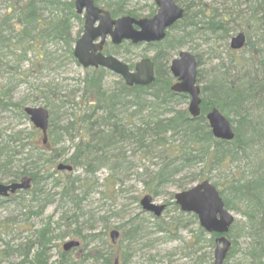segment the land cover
Instances as JSON below:
<instances>
[{"label":"trees","instance_id":"1","mask_svg":"<svg viewBox=\"0 0 264 264\" xmlns=\"http://www.w3.org/2000/svg\"><path fill=\"white\" fill-rule=\"evenodd\" d=\"M131 1L94 0L96 5L102 3L103 8L108 9L113 18L124 15L138 18L129 12H124L123 8L127 6V2ZM6 2L9 6L0 17L1 67L4 66L2 59L8 53L15 56L17 61L18 59L24 61L26 55L30 53L36 66L44 68L42 65L48 60V53L44 49L45 44L59 46L68 58L76 63L72 56V48L75 40L81 34L83 21L80 16L75 14L72 0H6ZM175 2L178 4L176 0ZM258 7L260 10H257ZM248 10L250 18L255 16L256 20L254 21L260 23L264 30V5L249 4ZM185 15L186 11L183 16L185 17ZM180 24L181 22H178L169 32L175 30ZM76 25H79L80 29L76 36H73ZM207 25H209V29L204 30L212 32L211 26L214 23L208 22ZM169 36L170 34L167 33L163 42L150 45V48L156 50L152 59L155 67V80L150 86L127 88L121 80H118L116 86L108 90L106 79L110 76L109 73L102 69L86 70L80 83L81 88L73 91L75 94L72 95L71 100H69L70 96L58 95L55 97L56 106L66 102L65 104L70 105L74 115L66 120L61 129L58 128L60 130L58 131L52 110H49L47 141L43 144L41 135L33 128L31 129L32 141H34L32 149L39 156L31 161L29 169L25 170L23 167L24 172L13 176V179L16 180L22 175L30 177L32 187L26 192L30 195L27 201L37 206L38 210L29 212L28 215L40 216L49 202V200H45L46 197H43V190L40 187L36 188L39 186L40 180L36 167L40 162L54 166L58 159L67 155L65 162L69 163L73 169L94 168L96 170L97 166L105 165L110 166L109 170L114 172L125 163L124 154L120 151L122 145L136 141L139 145L138 149L148 152L159 149L162 155H165L163 161L169 157L173 158L171 162L176 161L177 166L174 168L171 167L173 163L164 162L153 177L157 184H163L173 173L191 165L201 164L210 169L248 160L253 147H257L259 148L258 155L255 156L254 161L250 162V170L241 171L237 177L234 176L232 180L227 181L218 192L224 207L234 211L243 219V223L231 227L227 237L231 240L232 233L236 232L235 239L242 237L247 242L242 254L249 264H264V126L257 127L255 125L256 112L262 109L261 105L264 100V69H258L257 66L264 61L259 59L255 72L249 73H243L244 64L248 62L240 61L234 64L235 67L231 65L228 68L223 67V71L202 88L200 116L191 120L185 109H176L178 104H185L186 97L175 95L169 91L171 77L161 80L159 76L157 59L162 57L161 47H164L166 43L170 45L179 42L180 46L184 44L181 37L168 42ZM259 40L264 45V38ZM124 45L130 47L129 44ZM119 47H113L112 50L105 49L104 52L116 55ZM263 48L257 50L254 48L253 51L255 54H261ZM237 69V74L232 75ZM4 73L8 74L0 71V75H4ZM235 76L241 77V79L234 80L237 78ZM8 80L4 79L5 82ZM35 90L37 94L38 90ZM8 93L9 91L0 93V107L14 106L19 110L21 116L25 117L20 104L4 103V95ZM39 94L42 96L41 98L48 96L45 91H41ZM46 106L51 109L50 104H46ZM210 107L217 108L225 117H228L229 114L237 117V126L232 141L222 142L212 138L203 116ZM247 119L250 120L247 121ZM242 129H244V133H242ZM19 135L20 132L17 136ZM172 137H177L180 144L177 148H170L173 149L170 151L167 142ZM65 142L71 145L70 155L68 152L65 153L64 147H60L61 151L57 150V146H61ZM25 146L21 143L9 145L7 141L0 140L1 173L13 168L14 158L17 154L15 150L22 151ZM28 156L29 159L32 158L31 155ZM94 173L91 174L94 175ZM113 176L114 173H111L105 182H109ZM64 179V181L52 179L54 188L60 189L58 193L60 201L64 199L73 201L77 198L74 197L77 179L67 177ZM113 186L114 183H111V190ZM5 201L0 199V206L4 205ZM49 231L48 224L36 230L34 239L28 242L24 248L15 249L5 246L0 251V260L17 254L21 255L23 261H27L29 264H47L51 258L48 248L52 240L63 238L61 235H51L52 233L50 234ZM73 235L76 238H81L79 231H74ZM94 237L95 235L90 239ZM214 237V235L211 236V246H213L212 238ZM231 245L226 260L233 257L238 246L235 241H232ZM29 255H31L30 261L27 260ZM86 258H91V255L89 254ZM69 259V255L60 254V260L69 261ZM104 264H109V258H105Z\"/></svg>","mask_w":264,"mask_h":264},{"label":"rangeland","instance_id":"2","mask_svg":"<svg viewBox=\"0 0 264 264\" xmlns=\"http://www.w3.org/2000/svg\"><path fill=\"white\" fill-rule=\"evenodd\" d=\"M230 1L181 0V3L185 5L192 4L188 9V14L201 8H204L205 14L209 15L213 12L215 14L217 11L220 17L216 20L225 18L232 27V29L228 27V35L222 38L220 31L212 34L211 31L202 29L184 42L179 49L170 53L169 62L176 58L181 51L190 52L196 57L199 63L197 84L201 88L202 84L204 85L206 82V75L216 67L217 63L219 64L220 58L226 54L225 50L233 36L238 32L244 34L248 32L251 39L256 41L253 26L247 22L242 25L235 18L234 14L241 11L242 4L233 6ZM7 6L9 4L6 0H0V17L6 11ZM97 6L103 8L102 3H97ZM123 9L124 12H129L138 18L153 16L157 10L154 0H133L127 2V6ZM79 29L80 26L76 25L73 36H76ZM172 32L168 33L175 36L176 33L172 34ZM209 39L211 40L208 42ZM44 47L48 53V60L42 65L44 68L36 66L30 53L26 55L24 61H19V59L17 61V58L12 54H6V57L2 59L4 66H0V71L8 74L0 75V90L4 85L8 91L11 88V91L5 94L4 103L20 104L22 109L24 107H42L48 111L52 110L53 116L59 119L60 126H62L69 119L67 116H70L73 110L70 105L66 110H58L55 97L58 95L70 96L69 100H71L72 95L75 94L73 91L81 88L80 83L84 77V70L72 62L59 46L45 44ZM103 47L106 50H112L114 46L109 43L108 39ZM263 47L262 43L255 45V50ZM117 51L116 55H111L129 67H133L142 59H153L156 53L154 48L145 45L130 48L123 44ZM252 52L254 51L248 47L245 53L238 54L247 57ZM262 53H264V48ZM4 79L9 80L5 82ZM117 80L110 74L106 79V88L111 90L113 86H116ZM35 89L38 90L37 94ZM41 91L47 92L48 96L41 98L42 96L39 94ZM66 99L68 100V98ZM46 104H50L51 109ZM187 104L188 102L179 105L178 109L186 110ZM226 118L230 122L231 117ZM231 125L235 127L234 124ZM31 129L32 125L28 118L21 116L16 107L10 105L0 107V140H4L7 135L13 137L21 130L25 135L30 134L29 140L22 142L26 145L23 150H15L17 154L14 158L13 168L0 173L1 184L7 185L19 180L22 176L16 180L13 179V176L24 172L23 167L27 170L31 161H34L36 155L32 149L34 141H32ZM179 144L180 141L177 137H172L167 142L170 151L173 150L170 148H177ZM58 147L71 149L68 142L62 143ZM258 151L259 148L253 147L248 160L225 167L209 169L201 164L184 167L181 171L168 177L167 182L163 184L156 183V179L153 178L154 174L164 162H171L173 158L169 157L163 161L165 155H162L159 149L148 152L136 148L131 143L122 147L125 163L114 172L109 170L110 166L105 165L97 166L92 176L87 175L80 168H72L70 172H57L55 167L58 164L70 165L65 162L67 155L58 159L54 166L40 162L37 164L42 171L40 174L51 178L41 182L36 188L40 187L43 190L42 195L49 202L40 216L28 215L29 212H35L38 208L34 204L28 203L30 195L26 193L27 191L10 196L4 205L0 206V251L5 246L15 249L24 248L28 242L34 239V232L48 224L54 236L61 235L63 237L56 238L50 245L49 264H56L62 253L61 246L70 240H78L81 243L78 250L67 253L69 261L73 264H104L105 258H109V264H113L116 257L118 264H212L214 246L210 245L211 237L201 231L193 214L180 212L179 207L174 203V195L193 188L203 180H208L217 190H220L227 181L232 180L234 176L237 177L241 171L250 170V162L254 161ZM71 152L69 150L68 155ZM28 155H31L32 158L29 159ZM171 163H173L172 168L177 166L175 160ZM55 173L57 174L54 175ZM111 173H114L113 179L105 182ZM66 177L77 179L74 195L77 197L76 205L66 199L60 201L58 196L60 189L54 188L53 178L64 181ZM111 183H114L112 190ZM145 195L151 197L154 205L165 207L159 217L141 209L139 201ZM229 212L234 218L233 225L243 223L240 215L234 211L229 210ZM236 228L238 229V227ZM133 229H135L134 232H132ZM112 230L119 234L114 246L108 239V234ZM74 231H79L81 238L74 237ZM94 235L95 237L90 239ZM235 237L236 232H233L230 241H235L238 244L236 248L238 251L224 264H249L242 254L246 247V240L242 237L235 239ZM89 254L91 258H86ZM15 255L1 259L0 264H17L20 260Z\"/></svg>","mask_w":264,"mask_h":264},{"label":"water","instance_id":"3","mask_svg":"<svg viewBox=\"0 0 264 264\" xmlns=\"http://www.w3.org/2000/svg\"><path fill=\"white\" fill-rule=\"evenodd\" d=\"M157 12L151 18L134 19L124 16L112 19L108 11H102L94 5L93 0H73L76 15L83 16L81 36L76 40L73 57L82 69L102 68L120 77L127 87H147L154 81V66L149 58L140 60L130 70L127 65L113 56H103L101 53L104 42L110 39L112 45L122 42L132 45L159 43L164 40L166 32L183 17V10L173 0H155ZM230 47L240 49L245 44V37L238 33L231 38ZM171 76L175 83L170 87L174 94L189 97L187 112L192 118H197L200 112V91L196 86L197 63L195 56L188 52H180L170 65ZM24 114L31 125L39 130L46 142L48 112L41 107L24 108ZM211 136L219 141L230 142L234 138L233 129L229 121L218 111L212 110L205 118ZM57 171H71V167L59 164ZM30 178L23 177L19 182L3 185L0 183V198L6 199L20 191L30 189ZM175 205L180 212L193 214L201 230L207 234L220 237L214 240L213 264H223L230 249V242L224 235L229 232L233 224L232 215L224 208L217 190L208 182L203 181L193 188L174 195ZM142 210L159 217L164 206L154 205L149 196L139 202ZM110 243L116 244L117 231L108 235ZM79 243L69 241L62 245V250L68 252L77 248ZM117 264V259L115 260Z\"/></svg>","mask_w":264,"mask_h":264},{"label":"bare ground","instance_id":"4","mask_svg":"<svg viewBox=\"0 0 264 264\" xmlns=\"http://www.w3.org/2000/svg\"><path fill=\"white\" fill-rule=\"evenodd\" d=\"M176 1L178 3H180V4H178V6L183 10V15H184V11H186V15H185V17L183 16L184 18L182 17L181 20L178 21V22H181V24L179 25V27H177L172 32V34L176 33V34H179V35H176V34H175V36H171L170 35L168 40H167L168 42L176 40L179 37L182 38V41L186 42L187 40L191 39L193 35L198 34L202 29H207V28L209 29V25H207L208 22L214 23V25L211 26L213 28L212 34L220 31L221 34H222L221 38L228 35V32H229L228 27H231V26L228 24L229 22L225 18L220 19L218 21L216 20V19H218L220 17V15L218 14L217 11H216L215 14L213 12L211 15H209V14H205L204 8H201V9L195 10L194 12L188 14V9H189V7L192 6V4L185 5L184 3H181V0H176ZM252 1L253 0H231L230 2H232L233 6H237L240 3L242 4L241 11H239L237 14L236 13L234 14L235 18H236V20H239L242 25H244V22H247L248 24H251L253 26V30H254L256 41L253 40V38L251 39V37H250L248 32H245V34L243 32H238V33L244 34V36H245V44L240 49L235 50V49H232L230 47L231 39L229 40L228 48L225 50L226 54L224 55V57L220 58L219 64L217 63L216 67H214V69L209 71V73L206 75V77H205V79H206L205 81L206 82L204 81L205 83H204V85L202 84V88L206 84H208V82H210L212 78H214L217 75H219V73L221 71H223V69H222L223 67L224 68H228L229 65L235 67L234 64L237 63V62H240V61L241 62L242 61L243 62H248V63L244 64L245 67H244L243 73L255 72V68H257V67H258V69H264V62L263 63H259V65L257 64L259 59L264 61V53L255 54L253 52V53L248 54L247 57H245L244 55L238 54V53H245V51H247L248 47H249V49L253 50L255 48V45L257 46L258 44H261V42H259L261 40H259V39L264 38V30H263V28H261L262 25L260 23H256L254 21V20H256L255 16L254 17L251 16V18H250L249 10H248V5L249 4L250 5H256V6L258 4L264 5V0H255L253 3H250ZM154 5H155V3H154ZM257 10H260V7H258ZM214 21H217V22H214ZM216 23L217 24L218 23H222L220 25V26H222V28H220V26L217 25ZM225 23H227L228 25L225 24ZM231 29H232V27H231ZM210 40L211 39H209L208 42ZM159 43H161V42H159ZM180 43H182V42L180 41ZM180 47L181 46L179 45V42L174 43V44H170V45L168 43H166V44H164V47H161L160 51L162 52V57L160 56L157 59V67H158V70H159V76H160L161 80H167L168 77H171L172 82H175V79L171 76V73L169 71L170 70V65H171V62H172V60L169 62V59L171 58L170 57V53L172 51H174V50L179 49ZM181 52H183V51H181ZM185 52H187V51H185ZM188 53H190V52H188ZM190 54H192V53H190ZM197 64H199L198 61H197ZM153 66H154V64H153ZM233 67H231V68L234 69ZM154 69H155V67H154ZM237 72H238V69L235 72H233L232 75L237 74ZM113 76H115V78H117L118 80H121L120 77H118L116 75H113ZM197 77H198V81H199L198 67H197V74H196V86L198 87V89H199V91L201 93L202 92V88L197 84L198 83ZM235 77H237V76H235ZM238 78L241 79V77H237V78H234V80H236ZM172 82L169 85V91H170V87L174 84ZM123 84L125 85L124 82H123ZM125 87H127V86L125 85ZM127 88H131V87H127ZM3 91H8L6 86L1 87L0 93L3 92ZM9 91H11V88L9 89ZM171 93H173V92H171ZM175 95H177V94H175ZM5 96L6 95H4V97ZM184 96L186 97V102H188V104H189V97L187 95H184ZM62 103L63 104H58L56 108L58 110H66V109H68L67 108L68 105L65 104L66 102H62ZM188 104H187V107H188ZM179 105H182V103L178 104L176 106V109H178ZM261 106H262V109L256 112L257 117H256V121H255L256 124L255 125L257 127L264 126V100H263V105H261ZM24 108H31V107H24ZM214 109L217 110V108H215V107H210L209 110L204 113V115H203L204 119ZM47 112L49 114L48 110H47ZM65 112H67V111H65ZM200 113H201V111L199 112V116H200ZM72 115H74V114L71 111L70 116H67V117L70 119ZM187 115L189 116V118L191 120H195V119H197L199 117L198 116L197 118H192L188 113H187ZM228 116L231 117L230 123L235 125V127H233V132H234V130L236 129V126H237V122H236L237 117L232 115V114H229ZM53 118H54V121H55V125L57 126V129L58 128L61 129L62 126H60L59 119L57 117H55V116H53ZM248 120H250V119H247V121ZM48 129H49V119H48V124H47V131H48ZM59 129H58V131H60ZM241 131H242V133H244V129H242ZM19 132H20V135L17 136ZM25 140H29V135L28 134L25 135L24 131H22V130L18 131L15 136L12 137L10 135H7L5 137V139H4V141L5 142L7 141L9 143V145L14 144V143H17V144L21 143L22 144V142H24ZM127 144H129V143H127ZM131 144L134 145L136 148L139 147V145H138V143L136 141L131 142ZM125 145L126 144L122 145V147L125 146ZM122 147L120 148V151H122ZM59 149L61 151V148L57 146V150H59ZM69 150H71V149H66L65 148L64 151L66 153V152H69ZM34 153H35L36 157L39 156V154L36 151H34ZM80 169H83L84 173H86L87 175H90V176H92L91 173L96 171L94 168L93 169L80 168ZM36 170L39 171V179H40L39 180V185L41 184V182L46 181V180L51 178V177H46V176L41 175L40 172H42V171L40 170V168L38 166L36 167ZM158 171H159V169H158ZM158 171L154 175H156L158 173ZM0 173H1V171H0ZM26 176L27 175H22L21 178L26 177ZM19 180L15 181V182H19ZM69 202H72L74 205H76L77 200L75 199V200L69 201ZM49 232H50V234L52 233L51 235H53V231L50 230ZM54 240L55 239L52 240L51 244L53 243ZM237 251H238V249L236 250V252ZM15 256L19 257V260H20L17 264H25L27 262V261H23V257L21 255H17L16 254ZM27 260L28 261L31 260V255L27 256ZM58 263L59 264H73L72 262H70V261L68 262L67 260H60V256H59V260L56 262V264H58ZM47 264H49V260L47 261Z\"/></svg>","mask_w":264,"mask_h":264},{"label":"flooded vegetation","instance_id":"5","mask_svg":"<svg viewBox=\"0 0 264 264\" xmlns=\"http://www.w3.org/2000/svg\"><path fill=\"white\" fill-rule=\"evenodd\" d=\"M163 42V41H162ZM123 44H129V46L132 48V47H138V46H142V45H145L146 47H149L150 48V45H153V44H158V43H150V44H137V45H132L131 43H128V42H124ZM105 49L102 50V52L105 54L104 52ZM107 55V54H105Z\"/></svg>","mask_w":264,"mask_h":264}]
</instances>
